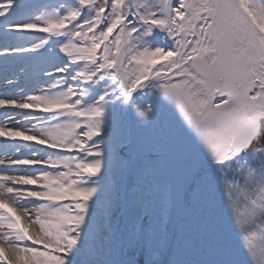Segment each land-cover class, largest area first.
Returning <instances> with one entry per match:
<instances>
[{"label": "snow or ice", "instance_id": "1", "mask_svg": "<svg viewBox=\"0 0 264 264\" xmlns=\"http://www.w3.org/2000/svg\"><path fill=\"white\" fill-rule=\"evenodd\" d=\"M0 264H264V0H0Z\"/></svg>", "mask_w": 264, "mask_h": 264}]
</instances>
